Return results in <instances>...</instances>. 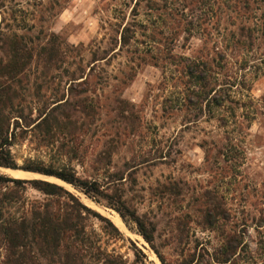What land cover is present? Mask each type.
I'll return each mask as SVG.
<instances>
[{
    "label": "rangeland",
    "instance_id": "rangeland-1",
    "mask_svg": "<svg viewBox=\"0 0 264 264\" xmlns=\"http://www.w3.org/2000/svg\"><path fill=\"white\" fill-rule=\"evenodd\" d=\"M0 31L31 57L16 166L100 192L0 168V229L69 216L41 264H264V0H0Z\"/></svg>",
    "mask_w": 264,
    "mask_h": 264
},
{
    "label": "trees",
    "instance_id": "trees-1",
    "mask_svg": "<svg viewBox=\"0 0 264 264\" xmlns=\"http://www.w3.org/2000/svg\"><path fill=\"white\" fill-rule=\"evenodd\" d=\"M0 31V168L17 170L21 169L26 172L39 173L45 176L54 177L62 182L71 185L75 189H79L88 197L99 198L95 183L77 178L74 172L66 169L53 171L51 169L24 166L18 168L13 161L10 153V146L13 139V132H10L12 126L11 121L15 119L14 114L22 112L21 106L17 103V92L13 88L15 83V71H20L21 67L30 63V53L26 49L22 36L12 34L3 36ZM5 62V63H4ZM13 121V128L14 123ZM6 180L0 176V181ZM9 182L18 183V180H8ZM36 189L42 191L49 196H58L61 193L67 194L61 187L47 182H33ZM82 207V206H81ZM84 209V208H83ZM122 221L126 224L125 217L120 211H117ZM133 221L136 225H140L137 217L133 216ZM50 223H43L36 228H1V234L7 241L9 256L12 261L8 264H41L40 257L44 255L46 244H50L52 249L59 246L62 238L60 233L68 236L78 235L77 228H73L72 221L69 216L63 221V228H49ZM113 230L117 231L115 228ZM143 238L151 243V237L147 234L144 228H138ZM68 263V262H67Z\"/></svg>",
    "mask_w": 264,
    "mask_h": 264
}]
</instances>
